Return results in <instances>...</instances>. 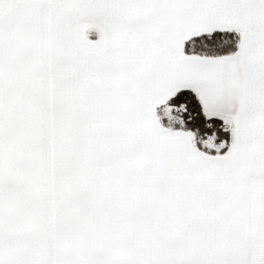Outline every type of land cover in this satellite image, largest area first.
Here are the masks:
<instances>
[{
    "label": "snow or ice",
    "instance_id": "1",
    "mask_svg": "<svg viewBox=\"0 0 264 264\" xmlns=\"http://www.w3.org/2000/svg\"><path fill=\"white\" fill-rule=\"evenodd\" d=\"M0 264H264V0H0Z\"/></svg>",
    "mask_w": 264,
    "mask_h": 264
}]
</instances>
